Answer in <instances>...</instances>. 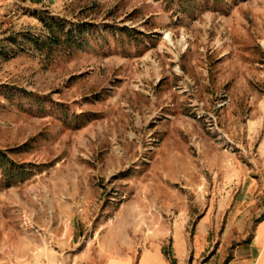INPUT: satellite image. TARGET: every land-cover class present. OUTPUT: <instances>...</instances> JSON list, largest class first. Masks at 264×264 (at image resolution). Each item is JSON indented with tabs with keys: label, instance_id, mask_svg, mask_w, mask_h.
Here are the masks:
<instances>
[{
	"label": "rangeland",
	"instance_id": "obj_1",
	"mask_svg": "<svg viewBox=\"0 0 264 264\" xmlns=\"http://www.w3.org/2000/svg\"><path fill=\"white\" fill-rule=\"evenodd\" d=\"M53 21L84 44L51 43ZM0 148L21 166L0 171V264H172L203 215L210 256H245L264 0H0Z\"/></svg>",
	"mask_w": 264,
	"mask_h": 264
},
{
	"label": "crops",
	"instance_id": "obj_2",
	"mask_svg": "<svg viewBox=\"0 0 264 264\" xmlns=\"http://www.w3.org/2000/svg\"><path fill=\"white\" fill-rule=\"evenodd\" d=\"M207 216L203 215L198 221L191 248L183 238L174 242L172 253L175 264H264V220L256 226L253 239L246 246L248 254L223 260L210 256L212 249L207 239ZM139 264H170V260L160 250H156L142 255Z\"/></svg>",
	"mask_w": 264,
	"mask_h": 264
},
{
	"label": "trees",
	"instance_id": "obj_3",
	"mask_svg": "<svg viewBox=\"0 0 264 264\" xmlns=\"http://www.w3.org/2000/svg\"><path fill=\"white\" fill-rule=\"evenodd\" d=\"M74 33L73 31L64 32L63 27L60 23L53 21L52 25H50V40L51 43L57 44L59 43V33H62L61 35L64 37V41L70 45L74 44L77 46H80L84 44L85 38L84 30L77 29ZM14 149H11L9 151L2 150L0 148V171H2V174L4 175V179H9L14 175L15 169L21 168V166H18L17 163L10 157L9 152H13ZM18 150V149H15ZM168 256L167 254H165ZM172 264H175V260H172Z\"/></svg>",
	"mask_w": 264,
	"mask_h": 264
},
{
	"label": "bare ground",
	"instance_id": "obj_4",
	"mask_svg": "<svg viewBox=\"0 0 264 264\" xmlns=\"http://www.w3.org/2000/svg\"><path fill=\"white\" fill-rule=\"evenodd\" d=\"M167 38H169V35H167Z\"/></svg>",
	"mask_w": 264,
	"mask_h": 264
}]
</instances>
